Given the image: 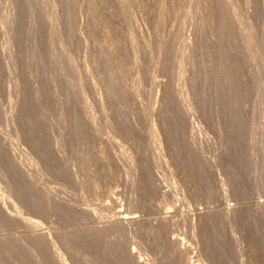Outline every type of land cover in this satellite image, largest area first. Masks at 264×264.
I'll use <instances>...</instances> for the list:
<instances>
[{
  "label": "rangeland",
  "instance_id": "obj_1",
  "mask_svg": "<svg viewBox=\"0 0 264 264\" xmlns=\"http://www.w3.org/2000/svg\"><path fill=\"white\" fill-rule=\"evenodd\" d=\"M240 263L264 0H0V264Z\"/></svg>",
  "mask_w": 264,
  "mask_h": 264
},
{
  "label": "bare ground",
  "instance_id": "obj_2",
  "mask_svg": "<svg viewBox=\"0 0 264 264\" xmlns=\"http://www.w3.org/2000/svg\"><path fill=\"white\" fill-rule=\"evenodd\" d=\"M166 97H167V96H166ZM168 103H169V102H168ZM174 122H175V121H174ZM174 126H175V125H174ZM170 128H171V127H170ZM170 131H172V130H170ZM103 156H104V155H103ZM102 158H103V157H102ZM104 161H105V160H104ZM109 161H110V160H109ZM107 162H108V161H107ZM147 177H148V176H147ZM148 192H149V191H148ZM173 192H174V191H173ZM145 193H146V191H145ZM172 194H173V193H172ZM174 194H175V193H174ZM175 196H176V195H175ZM62 198H63V197H62ZM146 198H147V196H146ZM178 198H179V197H178ZM58 199H59V197H58ZM63 200H65V198H64ZM176 200H177V198H176ZM225 203H226V202H225ZM66 205H67V204H66ZM73 205H74V204H73ZM75 205H76V204H75ZM89 206H91V205H89ZM79 207H80V206H79ZM86 207L88 208V206H86ZM180 207H181V205H180ZM80 208H81V207H80ZM89 208H90V207H89ZM96 208H97V207H96ZM103 208H104V207H103ZM170 208H171V207H170ZM163 209H164V208H163ZM95 210H96V209H95ZM97 210H98V208H97ZM97 210H96V211H97ZM99 210H100V209H99ZM101 210H102V208H101ZM165 210H166V209H165ZM170 210H171V209H170ZM103 211H104V210H103ZM119 212H120V211H119ZM107 213H108V212H107ZM109 213H110V212H109ZM109 213H108V215H109ZM170 213H171V212H170ZM94 214H95V213H94ZM99 214H100V213H99ZM117 214H118V217H119V214H120V213H117ZM174 214H175V212H174ZM123 215H124V214H123ZM165 215H166V214H165ZM169 215H170V214H169ZM169 215H167V216H169ZM115 216H116V215H115ZM121 216H122V215H121ZM121 216H120V217H121ZM170 216H171V215H170ZM108 217H109V216H108ZM116 217H117V216H116ZM116 217H115V218H116ZM120 217H119V218H120ZM127 217H128V216L126 215V216H123L122 218H123V219H126ZM129 217H130V216H129ZM110 218H111V217H110ZM119 218H118V219H119ZM161 218L163 219V217H161ZM202 219H203V218H202ZM203 221H205V218L203 219ZM251 221H252V220H251ZM208 222H209V221H208ZM203 224H204V223H203ZM207 224H208V223H207ZM248 225L250 226L249 223H248ZM214 226H215V225H214ZM251 226H252V225H251ZM157 228H160V227L158 226ZM161 228H162V227H161ZM215 228H216V227H215ZM251 228H252V227H251ZM218 229H219V228H218ZM230 229H231V228H230ZM161 230H162V229H160L159 231H161ZM232 230H233V229H232ZM249 231H250V228H249L248 232H249ZM253 232H254V230H253ZM255 232H256V231H255ZM250 233H252V231H251ZM250 233L248 234L249 236L251 235ZM231 234H232V233H231ZM252 235L255 236L256 234H253V233H252ZM252 235H251V236H252ZM232 237H234V236H232ZM255 237H256V236H255ZM246 238H247V237H246ZM249 238H250L251 240H253V239H252L253 237H249ZM235 239H236V238H235ZM255 240H256V239H255ZM179 242H180V241H179ZM250 242H251V241H250ZM253 242H254V241H253ZM253 242H252V243H253ZM180 243H181V242H180ZM237 243H238V242H237ZM256 243H257V241H256ZM256 243H255V244H256ZM261 243H262V242H261ZM246 244H247V243H246ZM258 244H260V243H258ZM252 245H254V244H252ZM256 245H257V244H256ZM257 246H258V248H259V245H257ZM258 250H259V249H258ZM251 251H252V250H251ZM248 252H249V251H248ZM253 253H254V252H253ZM257 253H258V252H257ZM257 253H256V254H257ZM134 254H135V253H134ZM246 254H247V253H246ZM248 254H249V253H248ZM248 254H247V255H248ZM256 254H254V255H256ZM254 255H253V256H254ZM240 256H241V255H240ZM248 256H249V255H248ZM252 258H253V257H252ZM256 258H257V257H256ZM259 259H260V258H259ZM253 260H255V259H253ZM255 261H256V260H255ZM258 261H259V260H258ZM187 262H188V261H187ZM259 262H260V261H259ZM261 262H262V261H261ZM185 263H186V262H185ZM198 263H199V262H198ZM257 263H258V262H257ZM240 264H241V263H240Z\"/></svg>",
  "mask_w": 264,
  "mask_h": 264
}]
</instances>
